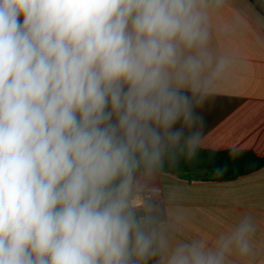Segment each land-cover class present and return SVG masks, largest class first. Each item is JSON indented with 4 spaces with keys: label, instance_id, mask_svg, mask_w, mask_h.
<instances>
[{
    "label": "clouds",
    "instance_id": "clouds-1",
    "mask_svg": "<svg viewBox=\"0 0 264 264\" xmlns=\"http://www.w3.org/2000/svg\"><path fill=\"white\" fill-rule=\"evenodd\" d=\"M207 0H0V264H229L245 215L215 246L169 243L129 192L138 171L192 156L197 107L223 68Z\"/></svg>",
    "mask_w": 264,
    "mask_h": 264
},
{
    "label": "crops",
    "instance_id": "crops-1",
    "mask_svg": "<svg viewBox=\"0 0 264 264\" xmlns=\"http://www.w3.org/2000/svg\"><path fill=\"white\" fill-rule=\"evenodd\" d=\"M207 5V51L212 67L223 61V68L197 107L203 117L199 147L264 156V13L253 0H207ZM130 190L151 194L156 220L149 217L150 226L171 244L200 240L213 247L250 216L256 228L252 250L246 256L233 253L229 264H264V168L232 181L139 172Z\"/></svg>",
    "mask_w": 264,
    "mask_h": 264
},
{
    "label": "trees",
    "instance_id": "trees-1",
    "mask_svg": "<svg viewBox=\"0 0 264 264\" xmlns=\"http://www.w3.org/2000/svg\"><path fill=\"white\" fill-rule=\"evenodd\" d=\"M263 168L264 156L254 152H215L198 147L192 156L182 153L174 160L165 158L163 164L152 172L173 174L190 181H232ZM149 217L155 221L156 213L149 212Z\"/></svg>",
    "mask_w": 264,
    "mask_h": 264
},
{
    "label": "built area",
    "instance_id": "built-area-1",
    "mask_svg": "<svg viewBox=\"0 0 264 264\" xmlns=\"http://www.w3.org/2000/svg\"><path fill=\"white\" fill-rule=\"evenodd\" d=\"M150 197L151 194L149 192L130 190L129 198L132 207L134 208L136 214L139 215V217H147L149 219L150 204H152L150 201Z\"/></svg>",
    "mask_w": 264,
    "mask_h": 264
},
{
    "label": "water",
    "instance_id": "water-1",
    "mask_svg": "<svg viewBox=\"0 0 264 264\" xmlns=\"http://www.w3.org/2000/svg\"><path fill=\"white\" fill-rule=\"evenodd\" d=\"M253 2L257 6V8L264 13V4L259 0H253Z\"/></svg>",
    "mask_w": 264,
    "mask_h": 264
}]
</instances>
